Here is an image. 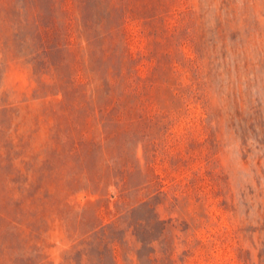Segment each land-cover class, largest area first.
I'll return each instance as SVG.
<instances>
[{"label":"rangeland","instance_id":"374dc122","mask_svg":"<svg viewBox=\"0 0 264 264\" xmlns=\"http://www.w3.org/2000/svg\"><path fill=\"white\" fill-rule=\"evenodd\" d=\"M125 1L126 13L110 0H89L85 12L101 2L103 28L124 55L137 56L136 73L149 76L139 86L143 117L130 144L160 219L143 264H264V0ZM80 29L75 18L74 52L54 53L71 60L76 81L86 77L88 61ZM8 30L0 23V42ZM33 34L21 26L22 38ZM30 48L16 47L22 53L13 57L0 44V262L25 264L22 252L36 245L46 264H61L81 229L111 217L106 201L45 164L58 162L62 93L39 86L22 55ZM114 62L119 70V54ZM100 127L87 118L91 134ZM91 161L102 164L96 155ZM20 166L28 172H16ZM126 238L116 264H142L141 242Z\"/></svg>","mask_w":264,"mask_h":264},{"label":"trees","instance_id":"16d2710c","mask_svg":"<svg viewBox=\"0 0 264 264\" xmlns=\"http://www.w3.org/2000/svg\"><path fill=\"white\" fill-rule=\"evenodd\" d=\"M88 1L77 0L74 5L67 6L65 0H0V23L9 27L8 34H2L4 39L0 44L6 55L13 57L22 53L16 47L30 46L29 52L22 55L32 63L39 86L55 88L54 94L62 93L57 99V112L64 123L60 125L59 145L54 150L58 162L53 164L49 158L45 161L50 174L56 167L61 176L74 182L77 190L85 189L97 196V202L108 204L110 220L101 218L98 221L97 218L81 229L61 264H116V246L128 244V233L135 236L136 243L141 242L136 252L143 264L142 250L154 241L153 231L160 219L149 190L148 173L145 178L140 176L143 168L134 163L130 144L136 132V121L143 117L137 113L139 86L149 76L136 73L137 56L124 55L122 43L117 46L113 41L114 33L103 28L101 2L87 14L85 4ZM110 3L112 8L124 13L129 8L125 0H110ZM75 18L80 20V35L87 41L84 48L88 59L86 77L79 81L73 77L71 60L54 55L57 50L74 52L68 36ZM23 24L34 28L30 38H22ZM116 54L122 61L119 70L114 62ZM158 70L156 66L151 78L162 77ZM45 75L48 79H42ZM89 117L101 126L97 134L85 128ZM83 119L85 126H82ZM115 145L120 146L119 153L112 150ZM95 155L102 162L101 166L91 161ZM37 169L45 173L48 168L40 165ZM15 171L28 172L21 166ZM111 202L113 208L109 207ZM39 249L36 245L26 248L20 258L25 264H46ZM0 264L13 263L8 260Z\"/></svg>","mask_w":264,"mask_h":264}]
</instances>
